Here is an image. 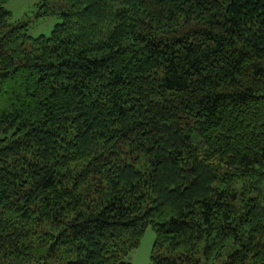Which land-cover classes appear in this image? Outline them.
Segmentation results:
<instances>
[{
    "label": "trees",
    "instance_id": "16d2710c",
    "mask_svg": "<svg viewBox=\"0 0 264 264\" xmlns=\"http://www.w3.org/2000/svg\"><path fill=\"white\" fill-rule=\"evenodd\" d=\"M4 4L0 264H264V0Z\"/></svg>",
    "mask_w": 264,
    "mask_h": 264
},
{
    "label": "rangeland",
    "instance_id": "374dc122",
    "mask_svg": "<svg viewBox=\"0 0 264 264\" xmlns=\"http://www.w3.org/2000/svg\"><path fill=\"white\" fill-rule=\"evenodd\" d=\"M65 0H5V8L11 13V21L27 23V33L32 36L48 35L54 25L62 20L59 12L41 14L46 7L53 8L64 4ZM154 241V231L149 226L145 229L139 244L130 251L125 260L131 264H152L151 249Z\"/></svg>",
    "mask_w": 264,
    "mask_h": 264
}]
</instances>
